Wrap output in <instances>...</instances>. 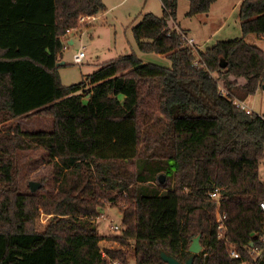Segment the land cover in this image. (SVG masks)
I'll return each mask as SVG.
<instances>
[{
    "label": "trees",
    "instance_id": "1",
    "mask_svg": "<svg viewBox=\"0 0 264 264\" xmlns=\"http://www.w3.org/2000/svg\"><path fill=\"white\" fill-rule=\"evenodd\" d=\"M161 1L163 15L144 13L132 33L140 51L164 54L170 66L131 52L63 85L61 36L80 15L102 11V0H0V264H107L91 221L106 202L122 215L112 239L133 248L135 264H166L161 250L184 262L199 233L207 255L192 264H239L216 236L219 212L246 255L264 221V118L236 102L264 86V50L244 40L264 36V0L240 1L242 37L198 54L171 23L179 0ZM215 1L188 0L186 14ZM34 116L52 129L12 124ZM33 146L54 159L55 194L18 188V151ZM215 188L220 208L208 196ZM40 208L54 217L37 231ZM106 252L127 261L121 248Z\"/></svg>",
    "mask_w": 264,
    "mask_h": 264
},
{
    "label": "rangeland",
    "instance_id": "2",
    "mask_svg": "<svg viewBox=\"0 0 264 264\" xmlns=\"http://www.w3.org/2000/svg\"><path fill=\"white\" fill-rule=\"evenodd\" d=\"M102 2L104 9L95 14V18L87 17L85 21H80L78 18L77 24L69 27V31L66 30L61 36L64 46L70 36L74 40L73 44L66 45L60 51L64 64L58 65L57 72L63 85L78 83L94 71L100 63L131 52L136 53L143 62L170 66L171 62L164 54L140 51L132 33L133 26L141 20L144 13L163 15L164 7L161 0H102ZM239 5V0H218L208 12L188 16L186 14L189 9L188 0H179L175 22L171 23L177 29H184L196 44L201 45L199 49H194L198 54L199 50L205 51L217 41L243 36L240 27ZM262 37L249 33L244 36V40L264 50V37ZM83 45L85 56L82 62L76 63L73 61V56ZM243 102L254 113L263 114L264 88L257 89ZM12 124H18L22 129L33 132L52 129V122L48 117L16 118L12 120ZM53 160L40 146L18 151L19 190L24 194L44 193L46 190L42 186H45L50 193L55 194L57 187L52 180ZM259 176L264 183V157L259 163ZM31 182L39 184L36 191L30 190ZM98 210L99 215L92 217L91 221L102 236L99 241L100 250L106 252L107 248H118L112 236L118 234L119 231H113L111 225L118 224L120 228L123 227L121 212L110 202L98 207ZM53 217V213H45L40 208L33 222L34 229L44 230ZM131 248V246L128 247L130 254H132Z\"/></svg>",
    "mask_w": 264,
    "mask_h": 264
},
{
    "label": "built area",
    "instance_id": "3",
    "mask_svg": "<svg viewBox=\"0 0 264 264\" xmlns=\"http://www.w3.org/2000/svg\"><path fill=\"white\" fill-rule=\"evenodd\" d=\"M87 17L95 18V15H80L79 20L85 21ZM69 31V28L66 29ZM183 39L185 40V44L192 47L193 49H198L200 46L196 44L193 38L189 37L187 34L182 35ZM66 45H68V41L66 40ZM65 45V46H66ZM64 46V47H65ZM85 46H81L80 49L74 54L73 61L76 63L82 62L85 53H84ZM195 65H199L198 60L194 62ZM224 92L223 89H221ZM236 105L245 109L247 113H252L253 110L248 107L243 101L236 102ZM262 118H264L263 114H258ZM209 198L215 202L216 205L220 208L221 205V193L219 188H215L214 190L208 193ZM260 209L264 212V200L259 202ZM216 236L219 239H222L225 243L226 250L229 253L230 257L233 259H238L239 264H257L260 261H264V221L261 222L260 229L253 235V238L256 240H250L247 244L243 245V249L245 250L246 255H243L242 252L238 249L236 243L231 241L227 234V224H226V215L222 212H219L217 222H216ZM111 228L113 231H119L121 228L118 224H112ZM116 241V240H114ZM117 245L118 248L123 249L126 251L127 261H122L120 259H115L110 257L104 250L101 251V256L106 259L107 264H135V254L133 248H131L132 254L129 253L128 248L123 245H120L118 241ZM201 257L205 259L207 255V251L202 249L200 253Z\"/></svg>",
    "mask_w": 264,
    "mask_h": 264
},
{
    "label": "water",
    "instance_id": "4",
    "mask_svg": "<svg viewBox=\"0 0 264 264\" xmlns=\"http://www.w3.org/2000/svg\"><path fill=\"white\" fill-rule=\"evenodd\" d=\"M61 62H56V66H58ZM220 65L222 67L226 66V62L224 61V59H221V63ZM264 88V86L262 87ZM165 180V175L164 174H160L159 175V182L162 183ZM39 187L38 183H30V190L31 191H36ZM201 239V233L197 234L191 241L188 251L190 252L189 256L186 258V260L184 262H181L180 260H178L176 257L166 253L165 251L161 250L159 255L161 257L162 260H164L166 262V264H192L193 263V259H194V255L198 254L202 251L203 249V245L200 241Z\"/></svg>",
    "mask_w": 264,
    "mask_h": 264
},
{
    "label": "crops",
    "instance_id": "5",
    "mask_svg": "<svg viewBox=\"0 0 264 264\" xmlns=\"http://www.w3.org/2000/svg\"><path fill=\"white\" fill-rule=\"evenodd\" d=\"M218 0H216L215 2H213L212 4H211V6H210V8L209 9H211V7H212V5L214 4V3H216ZM240 1L241 0H239V3H240ZM209 11V10H208ZM186 34H187V32H186ZM188 35V34H187ZM264 37V36H263ZM262 37V38H263ZM192 38V37H191ZM68 44H73L74 43V40L72 39V36H70L69 38H68ZM200 47H201V45L200 44H198ZM109 60V59H108ZM62 61V57H61V53H59L58 54V62H61ZM63 62V61H62ZM62 64H64V62L63 63H60L59 65H62Z\"/></svg>",
    "mask_w": 264,
    "mask_h": 264
}]
</instances>
